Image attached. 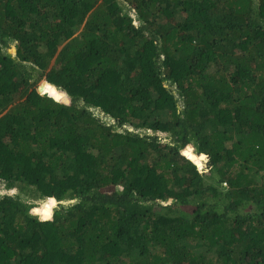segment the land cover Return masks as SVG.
Here are the masks:
<instances>
[{
  "label": "trees",
  "instance_id": "obj_1",
  "mask_svg": "<svg viewBox=\"0 0 264 264\" xmlns=\"http://www.w3.org/2000/svg\"><path fill=\"white\" fill-rule=\"evenodd\" d=\"M0 264H264V0H0Z\"/></svg>",
  "mask_w": 264,
  "mask_h": 264
},
{
  "label": "rangeland",
  "instance_id": "obj_2",
  "mask_svg": "<svg viewBox=\"0 0 264 264\" xmlns=\"http://www.w3.org/2000/svg\"><path fill=\"white\" fill-rule=\"evenodd\" d=\"M9 51H10V53H12V54H14V51H15V48L13 47V46H11V48L9 49ZM43 92H46V90H43ZM48 94H50L49 92H48ZM57 99V98H56ZM60 99H63L62 97L61 98H59V100ZM99 109V108H98ZM98 116H101V118L103 119V120H106V121H110L111 119L110 118H107V116H105L106 114H104V113H102V112H99L98 114H97ZM129 127V129L130 130H134V128L131 126V125H129L128 126ZM138 130H143V129H138ZM202 162V164H201V166H207L206 164H205V161H204V158H203V160L201 161ZM55 202H56V200H55ZM53 205H55V203H53ZM52 205V206H53ZM52 206H51V208H52Z\"/></svg>",
  "mask_w": 264,
  "mask_h": 264
},
{
  "label": "water",
  "instance_id": "obj_3",
  "mask_svg": "<svg viewBox=\"0 0 264 264\" xmlns=\"http://www.w3.org/2000/svg\"><path fill=\"white\" fill-rule=\"evenodd\" d=\"M196 156H199V157H201V156H202V157L204 158V156H203V155H196ZM202 160H203V159H202ZM202 160H201V161H202ZM194 162H195V161H194ZM195 163H196V162H195ZM55 200H56V199H55ZM68 202L72 204V202H70V201H68Z\"/></svg>",
  "mask_w": 264,
  "mask_h": 264
},
{
  "label": "clouds",
  "instance_id": "obj_4",
  "mask_svg": "<svg viewBox=\"0 0 264 264\" xmlns=\"http://www.w3.org/2000/svg\"><path fill=\"white\" fill-rule=\"evenodd\" d=\"M196 165H197V163H196ZM198 167V166H197ZM51 211H53V208H51Z\"/></svg>",
  "mask_w": 264,
  "mask_h": 264
}]
</instances>
